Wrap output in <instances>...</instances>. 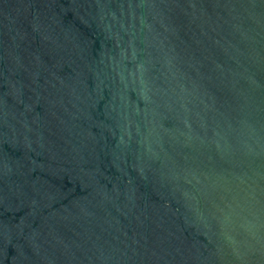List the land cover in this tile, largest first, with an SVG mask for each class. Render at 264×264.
Instances as JSON below:
<instances>
[{"label":"water","instance_id":"1","mask_svg":"<svg viewBox=\"0 0 264 264\" xmlns=\"http://www.w3.org/2000/svg\"><path fill=\"white\" fill-rule=\"evenodd\" d=\"M0 264H264V0H0Z\"/></svg>","mask_w":264,"mask_h":264}]
</instances>
